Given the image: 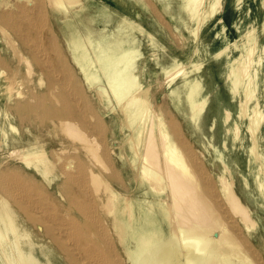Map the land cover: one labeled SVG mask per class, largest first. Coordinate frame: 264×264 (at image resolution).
Returning <instances> with one entry per match:
<instances>
[{"label":"bare ground","instance_id":"1","mask_svg":"<svg viewBox=\"0 0 264 264\" xmlns=\"http://www.w3.org/2000/svg\"><path fill=\"white\" fill-rule=\"evenodd\" d=\"M42 1L0 0V264H264V0Z\"/></svg>","mask_w":264,"mask_h":264},{"label":"rangeland","instance_id":"2","mask_svg":"<svg viewBox=\"0 0 264 264\" xmlns=\"http://www.w3.org/2000/svg\"><path fill=\"white\" fill-rule=\"evenodd\" d=\"M102 1H106V2H108V1H110V0H87L86 1V4H85V6H84V8H82L81 10H80V12H79V14L80 15H82L85 11H90L91 13H93V14H95V11H96V9L98 8V6H100V4L102 3ZM131 1V0H130ZM42 2H44L46 5H48V1L47 0H43ZM140 2H141V4H143L144 2H143V0H140ZM30 7V6H29ZM29 7H26L27 9H28V11H30V13L32 14V16H34V17H36V18H38V19H43V17L37 12V10H31V7H30V9H29ZM36 12V13H35ZM40 16V17H39ZM45 19V18H44ZM60 68V67H59ZM107 119V118H106ZM105 123H107V121L105 122ZM106 131H103V135H102V137L104 138V137H106V136H110L111 135V127H107V124H106V129H105ZM195 151V153L196 154H199L200 152H199V150L197 149H195L194 150ZM201 154V153H200ZM199 154V155H200ZM202 156V158H204V156L203 155H201ZM107 166L109 167V171L111 170L110 168H113L112 166H113V162H110V161H107ZM198 165V166H197ZM200 165H202V166H200ZM196 166V168L197 167H200L201 168V170L199 169V168H197L196 169V171L198 172L199 171V173H198V175L200 176V174H201V176H202V174H203V171L204 172H207V171H209V168L211 167V165L209 164V162H207V161H205L204 160V162H202L201 164H194V167ZM210 166V167H209ZM204 167V168H203ZM203 170V171H202ZM200 171H201V173H200ZM111 172V171H110ZM201 176H200V178H201ZM202 180H203V178H201ZM94 186V185H93ZM92 186V187H93ZM93 189H94V187H93ZM256 200L257 201H259V199L256 197ZM253 206V205H252ZM122 258L123 259H125L124 258V256H122ZM124 263H126L127 264V261L125 260L124 261Z\"/></svg>","mask_w":264,"mask_h":264}]
</instances>
